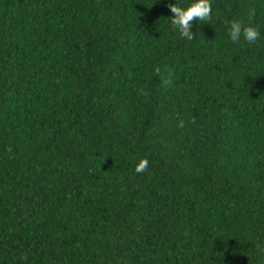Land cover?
<instances>
[{
    "label": "trees",
    "instance_id": "16d2710c",
    "mask_svg": "<svg viewBox=\"0 0 264 264\" xmlns=\"http://www.w3.org/2000/svg\"><path fill=\"white\" fill-rule=\"evenodd\" d=\"M194 2L0 0V264H264V0Z\"/></svg>",
    "mask_w": 264,
    "mask_h": 264
},
{
    "label": "clouds",
    "instance_id": "9594fccd",
    "mask_svg": "<svg viewBox=\"0 0 264 264\" xmlns=\"http://www.w3.org/2000/svg\"><path fill=\"white\" fill-rule=\"evenodd\" d=\"M167 7L170 9L171 13H173V18L170 19L171 25L174 30L178 31L182 39H194V34L191 31L193 22H210L212 20L211 0H195V2L186 9L178 6L176 3H169ZM228 35L233 43H240L241 39H243L248 44H254L260 38V31L252 26H244L239 21H232L228 28ZM154 72L159 75L161 70L157 66ZM164 83L169 84L171 81L165 80ZM138 94L145 97L148 96V93L143 89L138 90ZM191 122L195 123L194 120ZM184 126V121L181 120L178 127L183 128ZM148 164L149 161L146 158L141 159L136 165V173L143 174L147 170Z\"/></svg>",
    "mask_w": 264,
    "mask_h": 264
}]
</instances>
